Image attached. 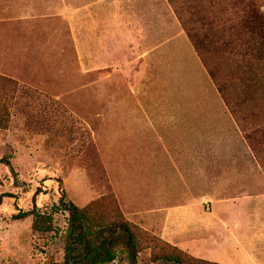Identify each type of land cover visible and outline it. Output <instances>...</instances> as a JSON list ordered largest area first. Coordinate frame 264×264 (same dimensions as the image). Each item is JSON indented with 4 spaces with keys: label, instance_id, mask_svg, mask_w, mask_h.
I'll list each match as a JSON object with an SVG mask.
<instances>
[{
    "label": "rangeland",
    "instance_id": "rangeland-1",
    "mask_svg": "<svg viewBox=\"0 0 264 264\" xmlns=\"http://www.w3.org/2000/svg\"><path fill=\"white\" fill-rule=\"evenodd\" d=\"M250 4L264 14V0H0V264L61 262V190L94 225L128 222L137 264H215L174 236L191 204L212 215L241 188L214 192L229 169L264 176V56L239 29ZM189 35L222 72L229 106ZM195 168L210 188L193 187ZM33 203L49 216L39 231L12 219ZM109 264L128 261L118 251Z\"/></svg>",
    "mask_w": 264,
    "mask_h": 264
},
{
    "label": "crops",
    "instance_id": "crops-1",
    "mask_svg": "<svg viewBox=\"0 0 264 264\" xmlns=\"http://www.w3.org/2000/svg\"><path fill=\"white\" fill-rule=\"evenodd\" d=\"M189 180L203 181L193 187H211L204 168H195ZM231 181L243 184L214 199L212 215L201 214L199 206L191 204L187 209L186 233L174 238L180 240V245L186 243L187 252L199 260L215 264H264V176L253 164L232 168L218 179L214 192L221 193Z\"/></svg>",
    "mask_w": 264,
    "mask_h": 264
},
{
    "label": "trees",
    "instance_id": "trees-1",
    "mask_svg": "<svg viewBox=\"0 0 264 264\" xmlns=\"http://www.w3.org/2000/svg\"><path fill=\"white\" fill-rule=\"evenodd\" d=\"M249 8L252 10V12L250 11L252 14L241 21L239 29L242 34H244L247 40L246 43L249 44L248 49H256L259 51L258 53L262 59V56H264V14L252 8L251 4ZM189 40L225 104L229 106L228 98L224 92V85L221 84V80H224L222 72H219L221 79L216 74V71L208 65L207 61L202 56L201 49L190 35ZM250 50H248V52ZM245 56L247 55L245 54ZM229 59L230 58L227 57L225 61L227 65L232 66V64H228ZM243 62H245V60ZM236 69L238 68H234V70ZM241 74L247 76V79L243 81V85L247 87V90L255 91L260 73L254 69L251 63H248L247 66L243 68ZM254 135V133L248 135L247 141L253 153L258 155L261 151ZM256 145H258V147ZM5 163L8 167L12 168L9 160H5ZM262 164L264 166V159L262 160ZM61 192L62 194L58 203L52 206L53 213H66L68 215L67 228L63 236V257L59 264H109L116 259L118 251L124 254L128 264H137L135 237L128 222L120 217L119 220L106 225H94L85 217L84 211L71 202L63 190H61ZM6 197L12 196L8 195ZM25 217L33 218V231L42 229L44 227L43 225H45V223L47 224L49 219V216L37 212L34 203L32 208L28 211H22L17 207L15 213L12 215L13 220H21ZM200 262L204 263L202 260H200Z\"/></svg>",
    "mask_w": 264,
    "mask_h": 264
}]
</instances>
